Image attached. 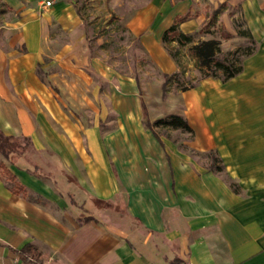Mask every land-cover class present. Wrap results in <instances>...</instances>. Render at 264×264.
<instances>
[{"label": "crops", "instance_id": "0c3cea01", "mask_svg": "<svg viewBox=\"0 0 264 264\" xmlns=\"http://www.w3.org/2000/svg\"><path fill=\"white\" fill-rule=\"evenodd\" d=\"M188 14L189 49L242 32L256 47L237 76L182 93L204 164L146 125L138 78L89 54L72 4L0 28V130L30 140L0 152L25 188L0 176V264H28L27 244L51 264H264V0H150L129 27L166 73L163 35ZM56 31L70 41L50 55Z\"/></svg>", "mask_w": 264, "mask_h": 264}, {"label": "rangeland", "instance_id": "374dc122", "mask_svg": "<svg viewBox=\"0 0 264 264\" xmlns=\"http://www.w3.org/2000/svg\"><path fill=\"white\" fill-rule=\"evenodd\" d=\"M52 5L48 6L47 2ZM150 0H0V28L12 26L23 15L36 13L39 17L46 11L61 3L72 4L79 18L81 32L86 35L88 52L96 56L122 75L133 78L137 84L138 95L143 112V120L155 122L157 119L170 115L183 117L184 101L182 93L192 85H198L204 78L206 69L197 67L196 60L189 52L188 45L170 43L168 48L175 52L179 50L181 66L172 73L164 72L142 45L140 38L129 27V21ZM56 29L54 24L48 25V30ZM2 33L5 34L4 31ZM4 38L10 37L5 34ZM70 37L56 31L46 42V52L56 53ZM235 38L224 41L223 53L235 50L239 46H248ZM24 50V49H23ZM48 60L49 58L46 57ZM159 135L167 137L184 154L192 156L200 164L207 162L208 154L192 149L190 141L192 132L171 126L156 125ZM44 264H51L45 262Z\"/></svg>", "mask_w": 264, "mask_h": 264}, {"label": "trees", "instance_id": "16d2710c", "mask_svg": "<svg viewBox=\"0 0 264 264\" xmlns=\"http://www.w3.org/2000/svg\"><path fill=\"white\" fill-rule=\"evenodd\" d=\"M187 17H189V14L178 18L176 23L163 35V43L166 49L179 66L182 64L179 57V50L173 52L168 48V45L173 42H177L180 46L192 43L194 38L193 34H184L178 30V22L186 19ZM241 34L248 37L250 45L239 46L235 50L228 51L223 56H221L223 53L221 43L215 39L200 41L190 47V55L196 60L197 67L200 69H206L204 78L214 77L225 82L242 72L244 59L252 55L255 52L256 47L255 40L252 35L246 32H242ZM223 36L227 38L230 35L224 32ZM195 86L196 85H192L190 88ZM190 88H186L185 90ZM146 125L149 128H153L156 125H164L192 131L188 121L184 117L174 114L167 118L157 119L155 122L146 121ZM29 146L30 140L28 138L7 136L0 130V152L5 157H9L12 153L21 155L28 149ZM0 176L9 181L11 188L15 193L25 190L24 186L17 181L16 176L4 163H0ZM14 251L28 264L44 263L41 252L32 244H27L21 250Z\"/></svg>", "mask_w": 264, "mask_h": 264}, {"label": "built area", "instance_id": "2783aa9c", "mask_svg": "<svg viewBox=\"0 0 264 264\" xmlns=\"http://www.w3.org/2000/svg\"><path fill=\"white\" fill-rule=\"evenodd\" d=\"M47 5H48V6H51V5H52V2H51V1H48V2H47Z\"/></svg>", "mask_w": 264, "mask_h": 264}]
</instances>
